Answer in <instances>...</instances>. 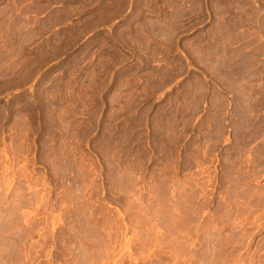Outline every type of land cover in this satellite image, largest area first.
<instances>
[{"label": "rangeland", "instance_id": "rangeland-1", "mask_svg": "<svg viewBox=\"0 0 264 264\" xmlns=\"http://www.w3.org/2000/svg\"><path fill=\"white\" fill-rule=\"evenodd\" d=\"M0 264H264V0H0Z\"/></svg>", "mask_w": 264, "mask_h": 264}]
</instances>
